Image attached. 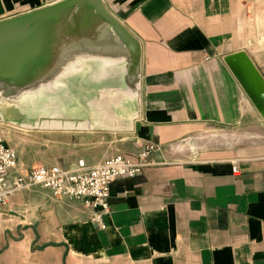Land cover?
<instances>
[{
    "label": "crops",
    "instance_id": "0c3cea01",
    "mask_svg": "<svg viewBox=\"0 0 264 264\" xmlns=\"http://www.w3.org/2000/svg\"><path fill=\"white\" fill-rule=\"evenodd\" d=\"M55 1L0 0V21ZM102 1L141 44L131 129L39 131L24 167L158 150L111 183L105 229L80 199L12 194L0 264H264V120L223 61L243 50L264 80V0Z\"/></svg>",
    "mask_w": 264,
    "mask_h": 264
},
{
    "label": "water",
    "instance_id": "95a60500",
    "mask_svg": "<svg viewBox=\"0 0 264 264\" xmlns=\"http://www.w3.org/2000/svg\"><path fill=\"white\" fill-rule=\"evenodd\" d=\"M223 61L264 120V80L249 56L240 50ZM140 75V41L102 0H58L0 21V122L25 128L6 111L48 102L53 111L39 117L40 131L130 130ZM81 76L87 87L105 86L98 99L90 90L78 100L82 107L69 99Z\"/></svg>",
    "mask_w": 264,
    "mask_h": 264
},
{
    "label": "built area",
    "instance_id": "2783aa9c",
    "mask_svg": "<svg viewBox=\"0 0 264 264\" xmlns=\"http://www.w3.org/2000/svg\"><path fill=\"white\" fill-rule=\"evenodd\" d=\"M156 150V144L143 142L134 154H115L93 165L79 160L69 168L41 165L26 170L19 163L15 150L0 137V209L12 194L40 187L49 190L54 198L82 200L91 212L90 222L98 229H105L111 183L119 177L140 174L152 163L150 155Z\"/></svg>",
    "mask_w": 264,
    "mask_h": 264
},
{
    "label": "rangeland",
    "instance_id": "374dc122",
    "mask_svg": "<svg viewBox=\"0 0 264 264\" xmlns=\"http://www.w3.org/2000/svg\"><path fill=\"white\" fill-rule=\"evenodd\" d=\"M95 62V61H94ZM83 77L78 79L77 83L73 85L71 89L70 98L71 102L75 101L76 106H83L81 100L83 96H88L89 91L91 90V95L94 97L96 96V99H98L99 95L101 94V90L105 88L102 84H92L91 87H87L82 82ZM68 94V93H67ZM1 102H3L5 99L1 98ZM63 101H66V105L68 102V98L66 97L63 99ZM0 102V109L3 110L5 107L3 103ZM48 105V102H45ZM45 103H38L35 104V107L33 109L26 111V113H19L20 110L17 109L15 111L13 110H7L6 116H8L7 120H13L17 122H23L26 124L27 127L22 128L20 126H16L11 124L8 121L0 122V137L4 140V142L9 145L11 148H13L17 154V158L19 159V163L22 165L24 169H27L24 167L25 164L32 161V159L36 156V146H37V139L36 135L37 132L40 131L38 128L39 125V117H43V115L51 116L53 109H47L44 108L46 106ZM76 107L75 109H77ZM73 109V108H71ZM78 111V109H77ZM49 112V113H48ZM48 114V115H47ZM56 114V113H55Z\"/></svg>",
    "mask_w": 264,
    "mask_h": 264
}]
</instances>
